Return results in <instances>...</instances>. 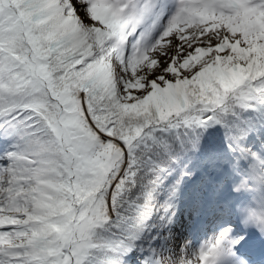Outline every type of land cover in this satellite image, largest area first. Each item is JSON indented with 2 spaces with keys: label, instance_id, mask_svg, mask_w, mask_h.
I'll use <instances>...</instances> for the list:
<instances>
[{
  "label": "snow or ice",
  "instance_id": "obj_1",
  "mask_svg": "<svg viewBox=\"0 0 264 264\" xmlns=\"http://www.w3.org/2000/svg\"><path fill=\"white\" fill-rule=\"evenodd\" d=\"M0 264H264V0H0Z\"/></svg>",
  "mask_w": 264,
  "mask_h": 264
}]
</instances>
